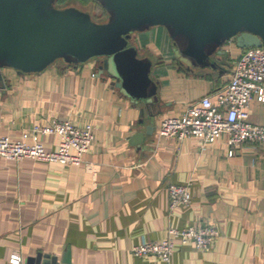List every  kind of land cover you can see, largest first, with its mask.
Returning a JSON list of instances; mask_svg holds the SVG:
<instances>
[{"label":"crops","instance_id":"obj_1","mask_svg":"<svg viewBox=\"0 0 264 264\" xmlns=\"http://www.w3.org/2000/svg\"><path fill=\"white\" fill-rule=\"evenodd\" d=\"M147 30L131 41L150 60L151 100L120 92L96 61L58 60L34 73L1 68L0 137L20 140L60 119L91 123L94 140L77 165L0 156V264H12V254L24 264L37 252L56 264H166L131 247L161 241L169 227L206 224L218 230L211 246L176 240L169 264H264V142L228 155L226 133L210 141L156 135L162 118L214 98L242 48L231 39L208 64H179L164 28ZM248 113L264 125V102L252 99ZM58 141L40 137L49 151ZM169 184L186 185L190 203L170 212Z\"/></svg>","mask_w":264,"mask_h":264},{"label":"water","instance_id":"obj_2","mask_svg":"<svg viewBox=\"0 0 264 264\" xmlns=\"http://www.w3.org/2000/svg\"><path fill=\"white\" fill-rule=\"evenodd\" d=\"M94 1L105 21L74 6L57 8L55 0H0V70L34 73L58 60L96 61L120 92L151 100V63L133 45L135 32L165 27L181 61L198 66L224 53L218 48L231 39L240 48L264 46V0ZM24 264H56V256L37 252Z\"/></svg>","mask_w":264,"mask_h":264},{"label":"built area","instance_id":"obj_3","mask_svg":"<svg viewBox=\"0 0 264 264\" xmlns=\"http://www.w3.org/2000/svg\"><path fill=\"white\" fill-rule=\"evenodd\" d=\"M211 95H205L189 104L180 115L167 116L160 120L156 129L159 137H173L181 140L196 137L210 141L226 133L230 146L228 155L244 143L264 142V125L249 121L248 106L252 99L264 102V46L244 48L235 59L227 83ZM45 134L59 137L55 150H46L40 142ZM30 138L31 142L26 139ZM94 140V128L87 122L81 126L69 120H52L46 125H34L30 132H24L20 140L0 137V156L8 160L31 158L64 165H77L89 150ZM168 210L191 201L186 185L169 184ZM218 235L214 225L169 227L166 237L161 241L142 240L131 247L135 256L154 255L166 264L174 249L175 241L185 244L192 242L200 250L208 249ZM12 264H20L21 258L12 254Z\"/></svg>","mask_w":264,"mask_h":264},{"label":"rangeland","instance_id":"obj_4","mask_svg":"<svg viewBox=\"0 0 264 264\" xmlns=\"http://www.w3.org/2000/svg\"><path fill=\"white\" fill-rule=\"evenodd\" d=\"M61 5H72L74 7H77L79 9H82L84 11H87V12L91 13V15L93 16V18L95 20L101 21V22L102 21H105L107 19V16H108L107 13H105V11L103 10V8L100 5L94 3V2H92L90 0H86V1L85 0H63L62 3H61ZM155 27L156 28H159L161 31H162V28H164V30H165V32L167 34V37L170 40L171 49L176 54L178 63L181 64V62H182L181 61V55L178 54V52L176 50H174V48H173V46L171 44L172 43V40L170 39V37H169V35H168L167 30H166L165 27H163L161 25L152 26V27H149L151 29L147 28L148 29L147 31L153 30ZM140 32L142 33V32H144V30H142ZM136 33L137 32H135V34Z\"/></svg>","mask_w":264,"mask_h":264},{"label":"trees","instance_id":"obj_5","mask_svg":"<svg viewBox=\"0 0 264 264\" xmlns=\"http://www.w3.org/2000/svg\"><path fill=\"white\" fill-rule=\"evenodd\" d=\"M62 1L63 0H55V2H54V6L55 7H57V8H64V7H67V6H72V5H61V3H62ZM86 1V0H85ZM90 1H92V2H94V3H96L94 0H90ZM96 4H98V3H96ZM99 5V4H98ZM82 10V9H81ZM87 12V11H86ZM89 13V12H88ZM90 15H91V13H89ZM91 17H92V19L93 20H95L94 18H93V16L91 15ZM95 21H97V20H95ZM244 48H242V50H243Z\"/></svg>","mask_w":264,"mask_h":264}]
</instances>
